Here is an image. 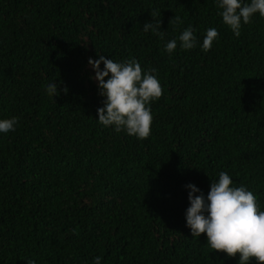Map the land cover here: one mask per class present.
I'll return each instance as SVG.
<instances>
[{"label":"trees","instance_id":"16d2710c","mask_svg":"<svg viewBox=\"0 0 264 264\" xmlns=\"http://www.w3.org/2000/svg\"><path fill=\"white\" fill-rule=\"evenodd\" d=\"M216 4L0 0V120L17 118L0 133V264H239L185 218V185L207 196L220 172L264 211V17L242 21L237 37ZM153 10L163 39L142 30ZM189 25L197 45L183 50ZM210 28L218 36L205 52ZM100 55L135 58L142 78L156 69L162 95L145 105L147 138L98 122L105 97L88 59ZM54 81L68 89L55 102Z\"/></svg>","mask_w":264,"mask_h":264},{"label":"clouds","instance_id":"9594fccd","mask_svg":"<svg viewBox=\"0 0 264 264\" xmlns=\"http://www.w3.org/2000/svg\"><path fill=\"white\" fill-rule=\"evenodd\" d=\"M216 6L223 9L218 14L237 37L240 35L242 21L244 24L249 23L256 13L264 17V0H251L250 4L244 6H241V0H217ZM150 16L152 20L145 22L142 30L152 31L163 39L164 31L160 30L161 12L153 10ZM157 16L159 19H156ZM169 23L178 26L183 21L179 16H174ZM217 36L216 29H208L201 45L202 50H210ZM178 40L183 50L196 47L197 40L191 25L181 32ZM176 48L177 38L169 40L164 46L169 55ZM101 62L104 64L103 70L100 69ZM88 64L95 73L90 79L97 82L99 94L105 97L104 106L97 109L98 122L103 126H114L116 132L123 129L138 139L147 138L152 115L150 108L145 105L162 95L158 79L151 74L156 69L146 70L142 78L141 65L135 58L117 63L103 55L96 60L90 57ZM105 77H108L107 80ZM61 91L67 94V86L58 89L56 81L46 86V93L52 99L60 95ZM16 124L15 117L0 120V133L15 130ZM232 183L228 174L220 172L218 181L211 182L207 196L194 184L185 185L189 189L190 202L185 212L186 226L190 228L193 237L206 233L211 249L224 252L228 257H235L239 253V264H246L251 258L264 264V211H258L256 197L251 191L243 186L233 189L230 187ZM197 192L200 194L194 196ZM100 261L99 256L95 257V264H100ZM27 264H35V261L28 260Z\"/></svg>","mask_w":264,"mask_h":264}]
</instances>
